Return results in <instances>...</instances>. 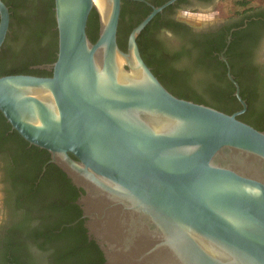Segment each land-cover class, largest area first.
Here are the masks:
<instances>
[{
	"label": "water",
	"instance_id": "water-1",
	"mask_svg": "<svg viewBox=\"0 0 264 264\" xmlns=\"http://www.w3.org/2000/svg\"><path fill=\"white\" fill-rule=\"evenodd\" d=\"M122 1L54 0L51 76L0 77V113L82 190L104 264H264V131L174 96L146 65L137 38L175 0L152 7L121 50ZM9 25L0 0V50Z\"/></svg>",
	"mask_w": 264,
	"mask_h": 264
},
{
	"label": "trees",
	"instance_id": "trees-1",
	"mask_svg": "<svg viewBox=\"0 0 264 264\" xmlns=\"http://www.w3.org/2000/svg\"><path fill=\"white\" fill-rule=\"evenodd\" d=\"M9 9L10 29L14 36L23 37L24 43L4 45L0 52V77L7 75H33L50 77L51 72L34 69V66L52 64L56 60L58 37L54 14V0H27L30 3L28 18L18 17L16 6L12 1L2 0ZM166 0L151 1L155 7ZM249 1L235 0L230 15H242ZM239 8V9H238ZM253 9V8H250ZM151 8L133 0L122 1L120 19L117 28V43L121 50L126 51L127 38L149 13ZM159 15V14H158ZM156 15L142 30L137 38V44L142 59L151 69L161 84L174 96L203 104L212 108L232 109L230 103L234 88L227 83L221 88L225 79V64L213 57L226 47L225 37L217 46L206 42L205 46L192 47L198 51L181 47V51L168 57L160 54L159 43L150 39L149 30L158 18ZM15 23L23 24V29L13 31ZM243 23L236 24L239 27ZM55 29V30H53ZM99 20L93 9L88 17L86 33L94 43L98 38ZM238 32L231 34V40L226 51L235 79L243 80L244 70H234L230 61V52L237 44ZM31 43L33 46H31ZM33 47L40 48L37 54ZM184 60V66L179 71L170 69V61ZM188 79L197 85L196 89L174 91L171 84L174 78ZM241 97L249 105V98L241 92ZM240 121L249 119L246 115L239 116ZM255 129L264 131V121L253 120ZM0 134L2 143H12L20 149V158L31 172L16 181L19 187L17 201L18 214L11 238L5 243L1 252L0 264H104V257L94 240H90L84 227L82 211L76 204L81 190L76 188L56 165L47 164L50 155L46 150L30 146L16 131L8 137L11 129L4 116L0 113ZM47 164V165H46ZM45 167L44 171L43 168Z\"/></svg>",
	"mask_w": 264,
	"mask_h": 264
},
{
	"label": "flooded vegetation",
	"instance_id": "flooded-vegetation-1",
	"mask_svg": "<svg viewBox=\"0 0 264 264\" xmlns=\"http://www.w3.org/2000/svg\"><path fill=\"white\" fill-rule=\"evenodd\" d=\"M10 1L15 4V14L18 17H29L30 3L27 0ZM135 1L147 4L152 11V7L155 6L151 1L156 0ZM169 1L170 0H166L162 5ZM221 1L222 0H175L173 3L164 7L161 12L156 14L159 15L155 23L150 27L149 36L152 41L159 43L160 54L165 58L173 53L181 51L182 46L186 49L192 47L200 48L202 46L204 48L206 42H210L211 46H217L220 43V39L225 37L226 47L223 48L220 53L215 52L213 54V57H216V60L225 64L226 67V80L223 79L220 86L224 88L226 82L231 84L234 88L232 97H235V86L227 76L229 67L233 81L237 83L239 87V93L241 94V92H243L244 95L249 98V105L246 104V108L243 110L242 105L235 97V100L233 99L229 103L233 106L232 109H214L228 115L238 114L237 118L246 115L249 119H247V121L242 120V122L252 125L249 122L253 120L264 121V0H255V4L253 3L254 0H244L249 1L242 10L244 13L242 15L229 16H223L222 10L218 9ZM194 11L212 12L217 16H211L207 19H203L201 24L193 25L189 23L185 15L191 14V12ZM221 14L222 18H219ZM239 23H243V25L239 27L235 26ZM23 28V24L15 23L13 31ZM233 32H238L239 35L237 44L229 54L230 61L234 64V70L240 72L245 69L244 72L246 74L256 75L242 76V81H239L238 78L237 80L235 79V76L232 74L230 63L225 56ZM19 43H24L23 37L14 36L9 25V33L6 36L2 48L5 44L15 45ZM31 46H33L32 43ZM2 48L0 52H2ZM33 48L37 54H40V50L42 49L37 47ZM189 50H191L193 56L194 54H199L196 50ZM223 59H225V61ZM169 63L170 66L168 65V67L170 69L179 71L181 67L184 66L185 61L183 59L177 61L173 60ZM47 65L50 64L34 66V69L46 70L44 67ZM187 80L188 79L179 77L174 78L171 88L176 92H178V90L186 91L197 88L195 83L191 80ZM244 102L246 103V101ZM13 131L14 130L11 128L8 133H4V137H8ZM1 133L2 129L0 128V134ZM43 169H45V167ZM31 171L30 166L25 165L21 160L20 149L18 150L17 146L10 142L2 143V140H0V256L1 252L4 251L5 243L11 238V230L14 229L18 214L22 213L21 209L19 211L17 209L19 187L16 181L21 180L23 176Z\"/></svg>",
	"mask_w": 264,
	"mask_h": 264
},
{
	"label": "rangeland",
	"instance_id": "rangeland-1",
	"mask_svg": "<svg viewBox=\"0 0 264 264\" xmlns=\"http://www.w3.org/2000/svg\"><path fill=\"white\" fill-rule=\"evenodd\" d=\"M234 1L235 0H222L220 2L218 9L222 10V12L224 14L223 16H225V15L229 16L230 15L229 13H230L231 9H233ZM253 3L255 4V0L253 1ZM185 16L188 19L190 24L199 25L203 22V19H207L211 16H217V15L213 14L212 12L194 11V12H191V14H187ZM219 18H222V14L220 15Z\"/></svg>",
	"mask_w": 264,
	"mask_h": 264
}]
</instances>
